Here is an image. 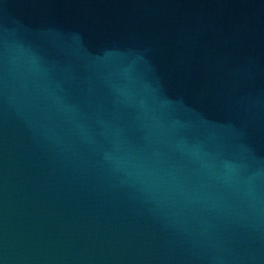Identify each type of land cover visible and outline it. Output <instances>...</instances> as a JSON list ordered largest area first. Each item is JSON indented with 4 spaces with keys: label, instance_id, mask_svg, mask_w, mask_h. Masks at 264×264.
I'll use <instances>...</instances> for the list:
<instances>
[{
    "label": "water",
    "instance_id": "1",
    "mask_svg": "<svg viewBox=\"0 0 264 264\" xmlns=\"http://www.w3.org/2000/svg\"><path fill=\"white\" fill-rule=\"evenodd\" d=\"M0 264H264V0H0Z\"/></svg>",
    "mask_w": 264,
    "mask_h": 264
}]
</instances>
